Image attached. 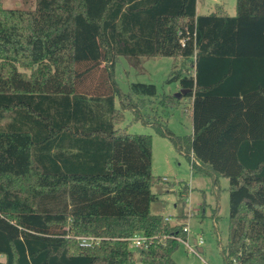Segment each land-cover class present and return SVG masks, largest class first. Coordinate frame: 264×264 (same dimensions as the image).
<instances>
[{"label": "trees", "instance_id": "trees-1", "mask_svg": "<svg viewBox=\"0 0 264 264\" xmlns=\"http://www.w3.org/2000/svg\"><path fill=\"white\" fill-rule=\"evenodd\" d=\"M120 55L192 57L168 79L192 98V134L158 131L193 169L228 179L224 264H264V0H235L234 15L197 14L196 0L0 2V264H176L179 242L159 237L184 236L182 224L150 210L165 181L152 137L119 125L131 95L156 85L122 92ZM136 234L154 238L132 249Z\"/></svg>", "mask_w": 264, "mask_h": 264}, {"label": "rangeland", "instance_id": "rangeland-1", "mask_svg": "<svg viewBox=\"0 0 264 264\" xmlns=\"http://www.w3.org/2000/svg\"><path fill=\"white\" fill-rule=\"evenodd\" d=\"M0 2L6 8H31L35 0ZM196 2L199 13L219 3H222L226 10L230 7L235 8V0ZM191 61V57L173 60L171 56L161 55L140 57V64L134 65L127 57L118 56L114 66V80L122 92L129 93L132 82L154 83L157 90L154 96L132 94L131 97L137 107L134 111L125 109L124 120L119 125L130 133H147L152 137L151 172L154 176L166 177L167 180L157 181L153 185L152 192L155 198L150 206L151 212L163 216L171 215L172 218H176L175 213L181 212L184 217H181L180 221H184L194 235L202 233L204 236L200 257L188 253L184 245L179 243L172 254L176 264H224L221 247L226 244L228 238V179L220 176L217 182H214L210 174L193 169L184 150L179 149L170 137L158 131V128L162 131L169 130L175 137L180 138L191 134L190 97L183 95L177 100L166 98L178 91L176 81L168 79L182 72H192ZM161 102L163 104H160ZM115 105L116 107L119 105L117 98ZM186 183L190 184L192 189L187 200L182 201L179 191ZM192 207L196 209L193 212ZM214 210L217 214L215 219L212 215ZM3 258L0 255V259ZM136 259V264H141L137 255Z\"/></svg>", "mask_w": 264, "mask_h": 264}, {"label": "built area", "instance_id": "built-area-1", "mask_svg": "<svg viewBox=\"0 0 264 264\" xmlns=\"http://www.w3.org/2000/svg\"><path fill=\"white\" fill-rule=\"evenodd\" d=\"M191 160L195 164L199 165L198 161L193 156H191ZM165 219L169 220L168 217H165ZM181 224H182V230L184 232V236L166 234L159 237V240L163 241L166 237L175 238L179 243L184 245L188 253H192L200 257V251L198 250V248L203 246L204 238L202 237V235H196L193 237L191 235V231L188 225L186 223H181ZM153 238L154 237H149L142 234H136L132 237H129L128 240L131 248H145ZM76 239L78 243L82 246H91L93 244H98L99 241H101L104 238L96 237L93 235H82V236H77Z\"/></svg>", "mask_w": 264, "mask_h": 264}, {"label": "crops", "instance_id": "crops-1", "mask_svg": "<svg viewBox=\"0 0 264 264\" xmlns=\"http://www.w3.org/2000/svg\"><path fill=\"white\" fill-rule=\"evenodd\" d=\"M218 4V3H217ZM218 5H222L221 6V8H222V12H223V14H225V15H234L235 14V8H233V7H230V9L229 10H226V8H225V6L222 4V3H219ZM216 6H213L212 8H206V10H204L205 12H202V13H199L198 12V10H197V2H196V13L197 14H207V13H209V12H211V11H213L214 10V8H215ZM160 55H156V56H154V57H159ZM180 57H178V56H175V57H173V60H178ZM182 58V57H181ZM192 58V57H191ZM182 59H184V58H182ZM176 83V89H179V83H178V81H176L175 82ZM147 98V97H146ZM192 102V98L190 97V103ZM160 104H163L162 102L160 103ZM191 115V114H190ZM191 117V116H190ZM192 118V117H191ZM191 122H192V120H191ZM192 131H193V127H192ZM192 131H191V134H192ZM192 171V170H191ZM165 180H167L166 179V177H165ZM191 180V179H190ZM186 185L188 186V193L190 192V190L192 189L191 187H190V184H188V183H186ZM188 193H187V197H186V200H187V198H188ZM201 206H203V204H201ZM194 210H196L194 207H192V209H191V211L193 212ZM197 211H199L198 209H197ZM191 212V213H192ZM180 213L181 212H177V213H175V216H176V218H172L171 217V215H165L164 217H168L169 218V221L170 222H172V223H184V221L182 222V221H180L181 220V217H179L180 216ZM212 215H213V219H215L216 217H217V214H216V210H214L213 212H212ZM183 216H184V214H183ZM178 220V221H177ZM180 221V222H179ZM191 235L194 237V236H196V235H202V233H200V234H193V232L191 231ZM202 237H204L203 235H202ZM204 245V244H203ZM202 249H203V247H201ZM202 251V250H201Z\"/></svg>", "mask_w": 264, "mask_h": 264}, {"label": "water", "instance_id": "water-1", "mask_svg": "<svg viewBox=\"0 0 264 264\" xmlns=\"http://www.w3.org/2000/svg\"><path fill=\"white\" fill-rule=\"evenodd\" d=\"M188 91V89L185 88H179L178 91H176L175 93H173V96L176 98H180L182 95H184L186 92ZM199 251L202 250L201 247L198 248Z\"/></svg>", "mask_w": 264, "mask_h": 264}]
</instances>
